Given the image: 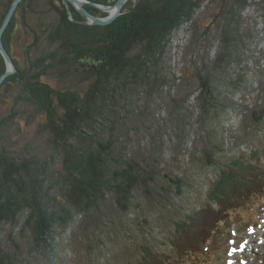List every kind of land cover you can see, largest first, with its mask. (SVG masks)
I'll use <instances>...</instances> for the list:
<instances>
[{"label": "rangeland", "instance_id": "rangeland-1", "mask_svg": "<svg viewBox=\"0 0 264 264\" xmlns=\"http://www.w3.org/2000/svg\"><path fill=\"white\" fill-rule=\"evenodd\" d=\"M79 2L82 8L89 4L106 14L96 15L99 19L115 16L113 11L103 9L116 2L110 6L87 0ZM138 2L126 0L127 9L123 6L111 23L95 26L79 8L63 1L68 10L73 8L82 18L78 21L68 13L71 23L82 26L69 31V36H73L69 50L73 49V43L78 51L101 44L99 37L113 33L116 25L112 24L134 10ZM234 5V0L205 1L191 22L172 33L161 57L150 60L145 75H128L112 83L115 93L105 98L112 111L108 126L101 130V138L114 141L118 154L123 157L125 154L144 172L156 175L155 181L145 178L147 187L139 186L134 192L130 212L120 215L107 200L96 214L107 215L106 219L113 222L111 226L87 227L84 219L78 218L67 231L57 229L45 246H36L30 232L23 229L25 216L17 225L1 223V261L4 255L10 258L7 264H138L142 246L172 256L169 241L175 222L195 211L193 231L201 228L208 192L222 169L240 160L264 170V0H250L249 6L238 14L241 41L225 50L230 53L226 65L219 64L227 16L222 12H231ZM34 9L30 24L40 36V43L28 59L24 52L32 39L16 23L10 44L12 58L21 68L44 58L50 69L45 68L43 82L54 88L75 90L83 96L89 82L74 72L80 66L69 62L70 53H63L60 42L50 38L57 15L40 4ZM3 48L6 51L4 45ZM142 51V47H137L133 55ZM0 56L4 74L10 71L0 77L4 76L0 81V148L18 161L54 158L57 172L60 157L51 144V136L43 129V120L33 107L18 100L23 96L19 87L4 86L6 78L16 74L17 68L11 59L14 70H10L1 52ZM205 76L215 95L210 106H204L199 98V77ZM209 160L212 164H208ZM165 175L182 181L181 192ZM215 233L207 251L194 260L182 259L179 264H233L237 252L244 254L236 259L238 264L245 261L264 264V258L260 263L256 256L249 257L255 253L252 246L264 247V194L251 198L247 206L231 213Z\"/></svg>", "mask_w": 264, "mask_h": 264}, {"label": "trees", "instance_id": "trees-1", "mask_svg": "<svg viewBox=\"0 0 264 264\" xmlns=\"http://www.w3.org/2000/svg\"><path fill=\"white\" fill-rule=\"evenodd\" d=\"M12 1L0 0V27ZM87 1L110 6L117 0ZM205 1L139 0L134 10H129L112 24L116 25L113 33L99 37L101 44L79 51L75 43L69 50L68 45L73 42L69 31L82 26L68 20V8L62 0H22L19 3L2 37L3 45L17 68L16 74L6 78L4 86L10 88L16 84L23 95L18 100L32 106L40 115L41 125L51 136L53 148L58 151L60 168L54 172V158L51 161L40 157L18 161L0 148V224L17 225L25 216L23 229L30 232L36 246H45L57 229L67 231L78 218H83L87 227L111 226L113 222L106 219L107 215L96 214L107 200L114 204L120 215L126 216L130 212L134 192L139 186L147 187L145 178L155 181L156 175H152V171L144 172L137 163L126 159L125 154L124 157L118 154L114 141L101 138V130L108 126L106 123L112 111L105 98L115 93L114 81L119 82L128 75H145L150 60L161 57L172 33L191 22ZM234 1L231 12H222L227 16L222 29L224 52L221 51L217 58L219 64L226 65L230 53L225 50L241 41L236 20L250 3V0ZM39 4L57 15L56 24L52 27L53 36L50 35L52 32L49 35L53 42H60L63 53H70L69 62L80 66L73 69L78 77L89 82L83 96L75 90L54 88L43 82L41 77L46 76L45 68L50 69L44 58L35 62L28 60L30 67L27 68H21L12 58L10 44L16 23L32 39L24 52L28 59L29 53L40 43V36L30 24L34 7ZM83 8L93 16H106L89 4ZM69 11L74 19H82L73 8L70 7ZM137 47H142L143 51L133 55ZM38 66L41 67L39 70ZM4 72L0 56V77ZM199 82V98L204 101V106H210L215 101L214 91L206 76L199 77ZM207 157L212 158L210 155ZM207 162L212 164L210 160ZM165 178L176 184L178 192H181L180 179L167 175ZM263 194L264 170L256 164L240 160L234 162L233 166L219 172L208 192V202L202 209L204 222L201 228L193 231V220L197 214L195 211L186 213L175 222L169 241L173 255L142 246L138 264H179L182 259H196L208 250L220 223L225 222L231 213L247 206L251 198ZM1 258L0 264L10 262L9 257L6 259L1 255Z\"/></svg>", "mask_w": 264, "mask_h": 264}, {"label": "water", "instance_id": "water-1", "mask_svg": "<svg viewBox=\"0 0 264 264\" xmlns=\"http://www.w3.org/2000/svg\"><path fill=\"white\" fill-rule=\"evenodd\" d=\"M21 1L22 0H13L11 6H10L5 18H4L2 26L0 28V52L3 55V57L5 58L6 62L9 64L10 70L12 69V71L14 70V65H13V63L11 61V58L9 57V55L7 54V52L3 48L2 39L1 38H2V34H3L4 30H5V28L7 27L8 23L10 22L12 17L14 16V14L16 12V9H17V7H18V5H19V3ZM63 1L67 5L68 4H72L75 7L79 8L80 13L84 17H86L87 19L92 20L91 24L95 25V26H104V25H107V24L111 23L114 20L115 16H118L120 14L121 9L123 8V6H124V4L126 2V0H117L116 3L112 7L103 9L104 12L113 11V14H115V16L111 17L109 19L102 20V19H99V18L89 14L86 10H84L82 8V5L80 4L79 0H63ZM67 8H68V6H67ZM68 13H70L69 10H68ZM9 74H10V71L5 73L4 76H7ZM4 76L2 78H0V81L3 80Z\"/></svg>", "mask_w": 264, "mask_h": 264}, {"label": "bare ground", "instance_id": "bare-ground-1", "mask_svg": "<svg viewBox=\"0 0 264 264\" xmlns=\"http://www.w3.org/2000/svg\"><path fill=\"white\" fill-rule=\"evenodd\" d=\"M263 235H264V233H263ZM264 242V241H263ZM262 242V243H263ZM261 243V244H262ZM256 247H258V246H252L251 247V250H253L255 253H251L252 255L251 256H249V257H253V256H256V258H258V259H261V262L260 263H263V261H262V258H264V247H262V248H257V249H255ZM240 255H244V254H242V253H235V255L233 256V261H234V263L233 264H238V263H236V259H238L239 257H240ZM243 257H245L246 258V256H243ZM250 261H245V264H258L259 262H255V263H253V261H251L250 263H249Z\"/></svg>", "mask_w": 264, "mask_h": 264}]
</instances>
